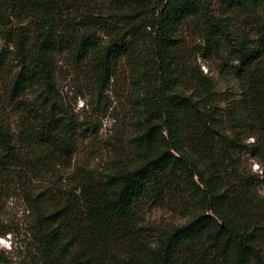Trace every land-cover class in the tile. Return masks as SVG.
Instances as JSON below:
<instances>
[{
    "label": "trees",
    "instance_id": "trees-1",
    "mask_svg": "<svg viewBox=\"0 0 264 264\" xmlns=\"http://www.w3.org/2000/svg\"><path fill=\"white\" fill-rule=\"evenodd\" d=\"M190 31L239 96L189 70ZM65 58L99 94L131 72L130 135L98 175L74 161L91 127L59 93ZM261 188L264 0H0V198L26 207L28 264H264Z\"/></svg>",
    "mask_w": 264,
    "mask_h": 264
},
{
    "label": "rangeland",
    "instance_id": "rangeland-1",
    "mask_svg": "<svg viewBox=\"0 0 264 264\" xmlns=\"http://www.w3.org/2000/svg\"><path fill=\"white\" fill-rule=\"evenodd\" d=\"M222 3L223 0H213L214 9L220 10ZM237 27L242 30L243 23L237 24ZM182 45L189 70L200 69L202 75L211 79L214 88L223 98L239 96L234 76L224 77L216 61L201 57L200 49L204 44L196 33L190 31ZM58 67L59 93L64 104L75 120L82 122L86 128L91 127L78 142L74 153L75 164L83 170H89L92 175L101 174L110 168L113 160V151L107 147V142L117 139L125 143L130 135L129 123L134 111L132 100L134 88L130 69L122 64L111 88L99 94L84 66L77 67L65 58L60 61ZM93 129L99 133H95ZM248 143L252 144L253 141L250 140ZM242 163L246 173L251 171L262 176L260 166L250 155H244ZM260 192L264 194V189L261 188ZM0 214L4 224L13 230L5 237H0V255L9 257L13 264H28L30 248L27 235L28 221L22 199L18 196L0 198ZM148 218L155 222H164L170 215L163 210H154Z\"/></svg>",
    "mask_w": 264,
    "mask_h": 264
}]
</instances>
